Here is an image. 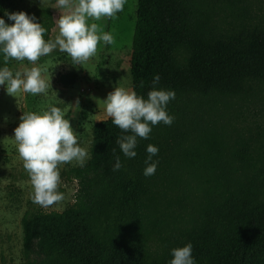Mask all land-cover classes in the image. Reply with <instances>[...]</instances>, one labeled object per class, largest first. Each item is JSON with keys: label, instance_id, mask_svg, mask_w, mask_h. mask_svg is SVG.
Returning <instances> with one entry per match:
<instances>
[{"label": "trees", "instance_id": "obj_1", "mask_svg": "<svg viewBox=\"0 0 264 264\" xmlns=\"http://www.w3.org/2000/svg\"><path fill=\"white\" fill-rule=\"evenodd\" d=\"M9 1L0 0V17ZM217 1L137 0L129 62L133 92L146 99L156 75L155 87L172 90L175 97H247L264 84V18H245L239 6L237 23L224 28ZM52 27V19L43 27L46 41ZM70 76L60 75L62 87L72 83L75 74ZM128 134L109 118L96 122L87 160L94 176L77 173L76 200L63 211H37L24 222L25 245L38 237L45 255L38 264H169L172 249L188 243L195 264H264V178L236 182L192 225L162 237L149 216L159 211L155 189L165 169L183 162L180 144L160 123L148 139L138 138L137 154L128 158L116 143ZM149 144L158 153L148 162L158 163L155 174L146 177ZM263 148L259 140L256 149ZM251 155L248 144L233 152L247 168L255 164ZM116 156L122 167L113 171Z\"/></svg>", "mask_w": 264, "mask_h": 264}, {"label": "rangeland", "instance_id": "obj_2", "mask_svg": "<svg viewBox=\"0 0 264 264\" xmlns=\"http://www.w3.org/2000/svg\"><path fill=\"white\" fill-rule=\"evenodd\" d=\"M235 2V4H231ZM219 17L223 27L233 26L234 15L244 6L245 18H264V0H218ZM54 0H10L6 12L24 11L35 17L42 27L52 19L48 41L59 34L57 19L60 10L53 8ZM235 5V6H233ZM137 0H126L123 11L114 18L89 20L98 25V34L107 32L113 44L98 43L97 53L87 63L73 65L67 53L54 50L35 64L9 59L0 53V68L8 67L13 75L25 68L39 67L42 78L51 80L43 94L23 91L15 97L0 85V257L2 264H38L45 255L38 247V237L24 243V222H30L37 211L61 212L76 200L77 173L94 174L75 162L60 168V187L64 200L43 208L31 200L30 178L23 168L14 140V128L23 113L42 114L50 106L61 109L76 132L79 146L89 150L92 126L107 119L104 99L114 88L133 92L129 72L132 37L136 21ZM5 12V13H6ZM41 12V13H40ZM6 23H13L4 14ZM61 74H75L68 87L59 83ZM174 117L169 126L174 140L180 144L183 162H170L156 187L159 211L151 212L149 225L154 224L162 237L192 225L200 214L212 205L220 193L231 190L234 184L253 175L264 178V151L257 150V142L264 140V84L246 96L224 98L175 97L168 111ZM248 144L254 167H244L233 157ZM179 160V157H178ZM260 160V161H256ZM260 167L262 170H260Z\"/></svg>", "mask_w": 264, "mask_h": 264}, {"label": "clouds", "instance_id": "obj_3", "mask_svg": "<svg viewBox=\"0 0 264 264\" xmlns=\"http://www.w3.org/2000/svg\"><path fill=\"white\" fill-rule=\"evenodd\" d=\"M125 3L126 0H56L53 8L60 10L57 19L59 34L54 41L44 39L45 29L35 22L34 16L24 11L6 12L13 23L8 24L0 17V53H3L5 63L12 59L35 64L42 56L59 49L68 54L73 65L85 64L96 55L101 40L105 44L115 42L107 32L98 34V25H89L88 21L114 18L123 11ZM159 80V75L154 76L153 88L146 99L117 87L103 100L106 117L122 132L130 133L116 140L125 157L136 156L138 138L148 139L153 126L173 123L174 117L166 108L175 98V92L157 89L155 85ZM0 85L13 97L21 91L43 94L51 86L49 80L42 78L39 67L25 68L15 75L8 67L0 68ZM75 133L65 114L55 106H50L42 114L27 112L20 116L13 137L23 168L30 178L33 203L48 208L62 202L64 195L59 191L61 166L75 162L83 167L90 158L88 150L79 146ZM146 151L148 159L143 174L149 177L155 174L158 162L148 161L157 155L158 148L149 144ZM121 167L120 157L116 156L113 171ZM169 264H195L191 243L172 249Z\"/></svg>", "mask_w": 264, "mask_h": 264}, {"label": "crops", "instance_id": "obj_4", "mask_svg": "<svg viewBox=\"0 0 264 264\" xmlns=\"http://www.w3.org/2000/svg\"><path fill=\"white\" fill-rule=\"evenodd\" d=\"M51 81V80H50ZM52 82V81H51Z\"/></svg>", "mask_w": 264, "mask_h": 264}]
</instances>
